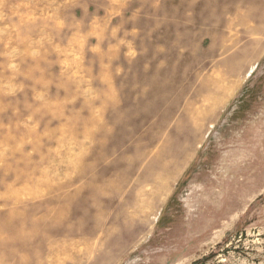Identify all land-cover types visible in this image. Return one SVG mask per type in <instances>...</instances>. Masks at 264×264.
Instances as JSON below:
<instances>
[{"label":"rangeland","instance_id":"374dc122","mask_svg":"<svg viewBox=\"0 0 264 264\" xmlns=\"http://www.w3.org/2000/svg\"><path fill=\"white\" fill-rule=\"evenodd\" d=\"M0 264H264V0H0Z\"/></svg>","mask_w":264,"mask_h":264}]
</instances>
